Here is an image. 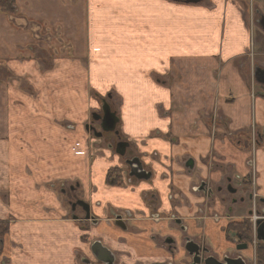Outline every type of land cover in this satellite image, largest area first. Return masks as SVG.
I'll return each instance as SVG.
<instances>
[{"label":"crops","instance_id":"obj_1","mask_svg":"<svg viewBox=\"0 0 264 264\" xmlns=\"http://www.w3.org/2000/svg\"><path fill=\"white\" fill-rule=\"evenodd\" d=\"M186 2L13 0V13L0 10V224L8 229L0 264H86L95 242L116 252L115 264L171 263L150 240L166 222L139 219L151 199L211 249L231 247L226 223L207 219L223 207L217 201L206 214L195 191L230 177L264 200V86L251 85V10L246 0ZM106 96L146 181L106 183L121 166L85 132ZM213 111L235 138L220 129L212 136ZM252 133L263 138L257 145ZM76 183L97 218L108 219L110 204L140 211L132 229L73 221L58 188Z\"/></svg>","mask_w":264,"mask_h":264},{"label":"flooded vegetation","instance_id":"obj_2","mask_svg":"<svg viewBox=\"0 0 264 264\" xmlns=\"http://www.w3.org/2000/svg\"><path fill=\"white\" fill-rule=\"evenodd\" d=\"M261 16V14L256 13L255 23L259 26V28V21L261 19ZM256 68L260 70V76L261 78H263L264 70L258 67ZM98 114H100V112L95 114L94 118L93 116L90 118V128L93 127L95 130H92L93 136H91V139L103 141L104 133H113L115 140L111 142L103 141L105 144L103 145V147H106L107 149L112 151L114 156L116 155L119 158V161L117 160V162H119L121 166L118 168H116V166H113L108 170V175L106 178V183L108 184V186L126 187L130 186L131 183L148 180L150 178V173H148L144 168L141 159L133 154L132 144L122 139L116 125L113 131L104 132L102 130V127L98 126L100 121L94 120L99 119ZM98 134H101L100 138L95 137ZM262 139L263 138L261 134L257 133L255 137V145H257V142L262 141ZM129 154L132 155V159L126 158V156H128ZM185 165L187 168H189V161L186 162ZM139 167L141 168V171H137ZM135 172L143 177H140V179H138L136 175L133 174ZM253 187V185H250V187L246 189L245 186L244 189H239L238 191L233 186L232 179L228 177L225 180V184L223 186H219L217 190L210 188L205 181H202L196 188L195 192L201 194L203 196L204 202H207L205 205L206 214L210 212L208 210L212 208L211 205L215 202L217 203V201L219 205L223 207V213L218 214L215 213V211L211 210V216L207 218L215 223H226V225H224V228H222V232L224 233V242H226L228 245L230 244L231 247L228 249L221 248L222 251H215L214 249H211L209 247L210 244L203 233L190 235L189 226L185 225L176 215L169 213L160 216L162 213L160 215L159 213H157L156 202L153 199H151L148 203L150 207L148 208V214L139 219L144 222H166V225L168 226L167 230H150V240L152 242L151 244L154 247V250L162 251V254L164 256L166 254L172 258H175V256L178 255L180 251H182L185 256V259H182V264H207L212 262L216 264H251L252 258L254 260V264H256V251L258 249H264V239L260 236V233L258 234L260 224L264 222V200L259 197ZM78 190L79 184L76 183L72 184V186H70L68 190L61 188V191L58 192V195L63 198L64 204L69 208V214L72 220L82 223L88 222L85 224H89V228L97 227L99 223H105V221H107V225L113 224V226H115L116 228H120L123 231H126L127 229H132L133 226H131L130 222L136 221L134 216L141 215V212L138 210L131 211L129 209L127 210L123 208H115L110 204L109 206H107L104 213V215H106L107 213L108 217L106 218L108 219L104 220L101 218H97L96 215L93 214L92 206L90 205V203H88V201L85 200L82 195L80 196L79 193H77ZM67 194H69V198L67 197ZM238 196L241 199L240 203ZM247 199L251 205V209L255 212V218L250 224H248L247 236L243 235L245 238L247 237V240H240L236 232H233L230 228L228 229L229 231L226 232V229L233 222H241L240 217H233V214L235 212L233 209L237 203L239 204V207H242ZM77 202H84L86 205H88V219L85 218V212L79 206H76L75 210H72L71 205L77 204ZM224 206L226 207L224 208ZM251 209H248L247 213L250 212ZM77 211L79 212L76 215ZM224 214L225 216H223ZM257 223L260 224L258 225ZM83 230L86 229L83 228ZM172 231L176 232V235L172 234ZM95 240L98 241L97 239ZM93 245L94 246L91 247V251L90 249L89 251L90 253H92L94 260L90 261L87 259L86 264H115L116 252L111 251V249H107L105 247L101 248L96 242ZM186 245H192V247H195L196 252H188L186 250ZM249 252L252 253L251 257L245 256V254ZM172 258L171 263L162 262L155 264H175L173 263L174 261L172 260ZM104 259L107 260L102 262V260Z\"/></svg>","mask_w":264,"mask_h":264},{"label":"rangeland","instance_id":"obj_3","mask_svg":"<svg viewBox=\"0 0 264 264\" xmlns=\"http://www.w3.org/2000/svg\"><path fill=\"white\" fill-rule=\"evenodd\" d=\"M246 3H247V7L249 5L250 6L249 8L251 10V12H246V16L251 15V17H252V20L251 21L249 19L250 25L252 24V21H253V26H251V29H250V32H252V34H251V38H252V42L251 43H252V46L250 47V52H251L250 55L253 54V60H252L253 63L252 62L251 63L253 64V66H258L259 68H264V35L262 34V31L260 30L259 26L255 23L256 13L261 14V15H264V0H246ZM255 10H258V12L255 11ZM39 63H42V62H39ZM45 64H47V63H45ZM240 67H242V68L244 67L243 64L241 65V62H239V65H238V68L239 69H240ZM48 70H46V71H48ZM253 83H254V86H256L255 87L256 90L257 91H260V87L259 86H261V85L255 83L254 79H253ZM28 86H29L28 88H32L30 84ZM254 86H253V88H254ZM106 100H109L108 99V96H106ZM109 101L110 102L113 101V98H110ZM105 106L107 107L108 106V103H106ZM111 111L112 112H115V107H112L111 108ZM207 115L208 114H205L204 115V119L207 118L206 117ZM216 120L218 121V124H214L215 129H220L222 131L228 130L227 129V127H228V121L223 116L220 119H215V121ZM215 121H214V123H215ZM86 128H89V129H86ZM90 130H91L90 125L89 124H86L85 125V132L86 133H89ZM114 140H115V137H114V134L113 133H104L103 141H110L111 142V141H114ZM115 158H116V160L119 161V158L116 155H115ZM126 158L127 159H132V155L129 154L128 156H126ZM58 191L60 192L61 191V188L58 189ZM79 195L80 196L83 195V192H79ZM67 197L69 198V194H67ZM248 209H251V205H250V203H249V201L247 199L242 207H240L238 209H237V207L234 208V211L235 212L233 214V217H237V218L238 217H244V215L247 214ZM78 212L79 211L76 212V215H77ZM225 213H226V210H225ZM223 216H225V214ZM245 218L246 217H244L242 219H245ZM79 241H82V240L80 239ZM90 251H91V248H90ZM251 264H254L253 258L251 259Z\"/></svg>","mask_w":264,"mask_h":264},{"label":"water","instance_id":"obj_4","mask_svg":"<svg viewBox=\"0 0 264 264\" xmlns=\"http://www.w3.org/2000/svg\"><path fill=\"white\" fill-rule=\"evenodd\" d=\"M197 2H199V0H188L187 1L188 4L189 3L194 4ZM259 25H260L262 32L264 33V16L261 17V19L259 21ZM254 78H255L256 82L264 85V76H263V78H261L259 69L255 70ZM95 120H97V119H95ZM98 121H100V127H102V130L104 132H111L114 130L117 119L115 118L114 114L110 111V108L108 106L107 107L104 106V108L102 109V116H100ZM95 137L100 138L101 134H98ZM137 171H141V168L139 167V169ZM136 172L133 174L136 175V177L138 179H140V177L141 178L143 177V176H140L139 174H137ZM76 206H79L85 212V218L88 219L89 218L88 205H86L84 202H77V204L71 205L72 210H75ZM257 224L259 225L260 223H257ZM259 233H260V236L264 239V222L260 224V229H258V234ZM186 250L190 253L196 252L195 247H192V245H186ZM106 260L107 259H104V260H102V262L106 261ZM207 264H216V263L212 262V263H207Z\"/></svg>","mask_w":264,"mask_h":264},{"label":"trees","instance_id":"obj_5","mask_svg":"<svg viewBox=\"0 0 264 264\" xmlns=\"http://www.w3.org/2000/svg\"><path fill=\"white\" fill-rule=\"evenodd\" d=\"M0 10L6 11L7 13H13V0H0ZM110 176V174H109ZM109 178V177H108ZM231 229L233 232L238 234L240 240H247L243 235L248 234V223L246 220L241 222L231 223L226 232ZM7 233V224H0V237ZM256 264H264V249H258L256 251Z\"/></svg>","mask_w":264,"mask_h":264}]
</instances>
